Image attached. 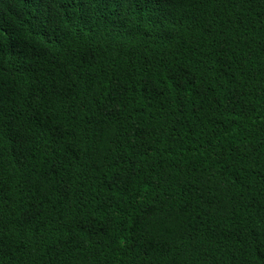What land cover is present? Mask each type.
I'll use <instances>...</instances> for the list:
<instances>
[{"label": "trees", "instance_id": "1", "mask_svg": "<svg viewBox=\"0 0 264 264\" xmlns=\"http://www.w3.org/2000/svg\"><path fill=\"white\" fill-rule=\"evenodd\" d=\"M0 264H264V0H0Z\"/></svg>", "mask_w": 264, "mask_h": 264}]
</instances>
